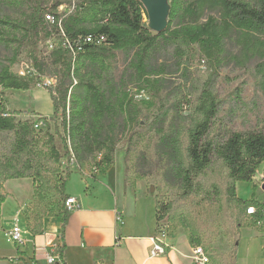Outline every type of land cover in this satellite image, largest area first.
Wrapping results in <instances>:
<instances>
[{
  "label": "trees",
  "instance_id": "16d2710c",
  "mask_svg": "<svg viewBox=\"0 0 264 264\" xmlns=\"http://www.w3.org/2000/svg\"><path fill=\"white\" fill-rule=\"evenodd\" d=\"M62 7L66 10L61 11ZM207 13L213 15L207 16ZM48 14L55 17L54 24L47 23ZM181 16V22L189 20L191 23L175 26ZM145 20L149 22L147 10L140 0H33L23 23L0 18V41L27 47L28 61L36 73L20 77L11 72V67L1 69L0 91L28 92L35 89L43 78L56 80V85L49 87L48 92L54 108L51 121L63 149L58 148L54 136L50 135V152L59 166L63 159H68L58 193L65 201L69 198L66 188L72 175V158L79 169L98 153L100 157L93 173H105L115 165L120 143H132L140 131L154 132L158 148L170 165L171 178L182 185L180 197L188 199L197 192L200 179L216 155L227 170L225 194L228 205L242 217L247 215L249 208H255L256 214L249 216L250 219L257 225L264 223V205L258 203L255 196L251 201L239 199L236 189L238 182L253 183L264 164V130L230 132L219 142L209 139L212 124L219 113V103L213 91L214 78L231 61L226 49L228 43L239 49L243 60L256 59L262 63L264 92V0H171L168 26L160 34H154ZM90 37L94 39L92 43L87 42ZM101 37L103 42H95ZM47 42H52L53 48L41 56L39 47ZM181 42L196 46L202 60L212 69L195 98L189 99L188 108L149 109V122L144 127L138 120L142 111L132 109L134 102L129 94L124 93L117 104L118 109H114L115 91L110 89L105 78L116 53H133L136 76L157 93L156 97H160L158 78L166 70L158 64L156 54L162 48ZM15 62L14 58L12 64ZM14 115L4 103L0 104V132L13 133L17 153H28L34 140V126L28 121H17ZM119 117L121 125L117 123ZM182 121L185 124H181ZM128 154L126 149V185H130ZM0 178L32 179L36 187L40 184L35 190L36 197L39 188L44 189L42 173L33 165L20 171L14 163L3 164L1 157ZM5 202L6 198L0 195V211ZM175 204L176 201L156 203V233L159 224L175 212ZM55 215L62 219L64 237L70 216L65 202ZM42 220L37 221L32 229L27 227L33 236L42 230ZM239 228L245 226L240 223ZM65 248L63 245L57 250L61 264H66ZM16 252L22 256L18 247Z\"/></svg>",
  "mask_w": 264,
  "mask_h": 264
},
{
  "label": "rangeland",
  "instance_id": "374dc122",
  "mask_svg": "<svg viewBox=\"0 0 264 264\" xmlns=\"http://www.w3.org/2000/svg\"><path fill=\"white\" fill-rule=\"evenodd\" d=\"M32 4L33 0H0V18L23 23ZM60 10L64 11L66 7ZM210 15L213 14L207 13V16ZM182 19L181 16L175 26L191 23L189 20L181 22ZM145 24L149 27L146 20ZM48 45V42L40 45L41 56L47 55ZM226 49L231 55V61L219 70L213 84L219 103V113L209 134V139L214 142L221 141L230 132L264 130L262 63L256 59L243 60L239 49L231 43L226 45ZM27 52V47L0 41V71L6 67H11V72L17 75L20 71H27L30 67ZM236 55L239 57L234 58ZM14 58L16 62L12 64ZM156 58L158 64L166 70L158 78L161 84L160 97H156L157 93L141 83L136 76L133 53L117 52L105 78L110 89L115 91L114 109H118L117 104L122 95L129 94L134 102L132 109L142 111V116L138 119L141 127L149 122V109H187L189 99L195 98L196 92L212 73V69L199 55L198 48L186 46L182 42L160 49ZM105 90L107 91L106 86ZM0 99L3 100L0 104L4 103L5 108L15 114L17 121H28L34 126V140L28 153H17L13 133L0 132V157L3 164L14 163L15 168L20 171L28 170L33 165L42 173L44 189L39 188L37 197L35 190L40 184L36 187L32 179L0 178V195L6 198L4 217L11 220L7 222L12 223V219L19 212L27 227L32 229L37 221L61 210L65 198L58 192L68 159H63L59 166L50 152V135L54 136L60 150L63 147L55 132L54 122L51 121L54 108L48 90L37 87L28 92L1 90ZM117 123L121 125V117L117 119ZM181 124L185 122L182 121ZM182 145L186 146L185 137L182 138ZM126 149L129 151L126 159L129 184L142 185L146 195L151 196L156 203L176 201L175 212L159 224L157 237L166 236L180 245H185L184 250L190 255H193L195 247H203L208 254L209 264H236V256L242 264H264V227H258L248 214L242 217L235 208L228 205L225 194L227 170L216 155L200 179V188L190 198L184 199L180 197L182 185L171 178L170 165L158 148V139L154 132H137L132 143L124 141L119 144L116 154L122 152L125 155ZM99 157L100 154H93L87 164L94 168ZM72 168L74 167L71 170ZM263 173L264 164L259 168L253 183L238 182L237 197L243 201H251L255 196L258 203L264 205ZM70 188L75 187L70 184ZM240 223L245 228L240 229ZM1 228V254L11 255L17 247L8 242Z\"/></svg>",
  "mask_w": 264,
  "mask_h": 264
},
{
  "label": "crops",
  "instance_id": "0c3cea01",
  "mask_svg": "<svg viewBox=\"0 0 264 264\" xmlns=\"http://www.w3.org/2000/svg\"><path fill=\"white\" fill-rule=\"evenodd\" d=\"M124 157L122 152L117 153L115 165L105 173H93L87 163L82 168H72L66 195L75 198L80 209L70 213L64 237L62 219L56 215L44 217L42 230L34 236L19 212L12 223L7 222L11 220L4 217L5 202L0 228L7 238V233L18 226L24 241L15 246L22 256L16 251L11 255L0 251V264H50L48 255H56L63 245L66 264H195L193 255L184 250L185 245L156 236V202L146 195L142 185L125 184ZM70 184L75 188L71 189ZM117 217L121 219L119 223ZM156 238L166 247V254L152 257ZM236 264H242L237 256Z\"/></svg>",
  "mask_w": 264,
  "mask_h": 264
},
{
  "label": "built area",
  "instance_id": "2783aa9c",
  "mask_svg": "<svg viewBox=\"0 0 264 264\" xmlns=\"http://www.w3.org/2000/svg\"><path fill=\"white\" fill-rule=\"evenodd\" d=\"M46 21L49 24H54L56 22L55 17L53 15H50V14H48L46 16ZM103 40H104V38L101 37V38L95 40V42L100 44L101 42H103ZM93 41H94V39L91 37L87 39L88 43H92ZM48 43H49V45H48L49 49H52L53 43L52 42H48ZM32 72L34 73L33 67L30 65V67L27 71H20L18 73V76L27 77ZM34 75H36V73H34ZM55 85H56L55 79L43 78L40 81V83H38L37 88L43 89V90H45V89L48 90L49 87H52ZM0 101H1V99H0ZM70 164L72 167H77L74 158H72L70 160ZM65 209L68 213H72L74 211L79 210L80 205L75 198L69 197L65 201ZM247 214L249 216L256 214V209L255 208H249L247 211ZM120 221H121L120 217H117V223H119ZM258 227H264V223H259ZM263 233H264V231H263ZM7 238L12 244H15V245H21L24 241L22 231L18 226L14 227L11 231H9L7 233ZM165 254H166V247L163 245V243L158 238L153 239V249L151 251V256L156 257L159 255H165ZM47 260L50 264H53L57 261L61 264L60 256L57 252H56V255H54V256L48 255ZM193 261L195 262V264H209L210 263L208 254L206 253V251L203 247L197 246L193 249Z\"/></svg>",
  "mask_w": 264,
  "mask_h": 264
},
{
  "label": "water",
  "instance_id": "95a60500",
  "mask_svg": "<svg viewBox=\"0 0 264 264\" xmlns=\"http://www.w3.org/2000/svg\"><path fill=\"white\" fill-rule=\"evenodd\" d=\"M147 10L149 29L160 34L167 29L170 12L169 0H140Z\"/></svg>",
  "mask_w": 264,
  "mask_h": 264
}]
</instances>
